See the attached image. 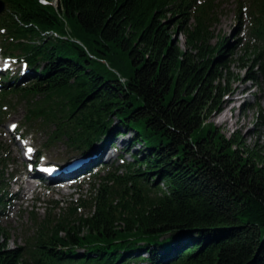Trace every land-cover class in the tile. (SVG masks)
Segmentation results:
<instances>
[{
	"label": "trees",
	"instance_id": "obj_1",
	"mask_svg": "<svg viewBox=\"0 0 264 264\" xmlns=\"http://www.w3.org/2000/svg\"><path fill=\"white\" fill-rule=\"evenodd\" d=\"M3 1L0 49L18 52L29 83L0 76V118L18 94L49 141L84 153L120 133L115 119L139 147L88 195L33 215L22 247L2 241L0 264H264V149L209 122L229 79L214 0ZM242 6L234 31L244 12L264 46V0ZM256 122L264 130V108Z\"/></svg>",
	"mask_w": 264,
	"mask_h": 264
},
{
	"label": "rangeland",
	"instance_id": "obj_2",
	"mask_svg": "<svg viewBox=\"0 0 264 264\" xmlns=\"http://www.w3.org/2000/svg\"><path fill=\"white\" fill-rule=\"evenodd\" d=\"M246 1L214 0L216 21L209 29L212 36L211 41L216 43L223 37L227 39L229 48L223 54L229 79L221 81V86H227L228 90L220 99V110L211 114L209 122L215 124L217 129L226 136L235 132L245 144L252 146L256 143L264 149V130L256 122L260 108H264V46L249 36L248 17L244 12L241 14L240 28L234 31L237 24V9ZM177 40L180 44L184 42L183 36L178 35V33ZM260 53L262 57H260ZM15 55L19 56L18 52H15ZM24 68L23 63L14 62L12 59L0 61V73H8L13 77L20 72L24 71L25 73ZM249 71L255 75V80L246 79ZM28 83V78L25 77L19 81L18 85L20 87ZM1 89L0 85V91ZM8 98L10 105L5 106V115L0 118V154L2 159L7 161L3 169L8 181L5 205L0 209V229L4 231L0 243L3 241V244L7 245L8 248H15L22 247L25 239L31 234L32 216H42L45 207L50 209V201H70L77 198L78 195H88L94 179L105 175L108 170L113 172L116 170L120 174L122 159L125 162L131 161L130 151H135L139 146H132V142L129 143L132 135L130 129L121 127L113 119L112 128H117L122 136L116 138L115 134H111L113 144L105 142L99 146V141L93 143L94 147L100 149L99 154L104 157L101 161L97 162L92 159L89 163H82L81 168L70 182L58 183L59 180L50 182L44 177L34 178L32 179L35 185L34 189L29 187L32 191L25 190L18 182V178L29 169L36 172L33 166L34 160L37 163L45 164L48 168H55L56 162L67 157L70 159L63 162L66 163V161L73 159L84 161L89 155L75 156L81 151L72 150L70 147L68 148L66 142L55 140V138L49 141L50 128H44L33 123L29 124L25 121V98L18 94H11ZM123 132L125 133L123 134ZM121 142H123V147ZM128 144L130 149L126 152L124 146ZM17 145L24 147L19 155ZM111 145L113 147L121 145V148L113 151ZM94 147L90 151L91 154L95 153ZM105 150L107 153H103ZM32 153L33 160H29ZM107 155H109V160L105 159ZM86 169L89 171L87 172ZM27 179L30 177L25 178L23 182L25 183ZM67 185L69 186L66 187ZM17 191L23 192V198L9 197L11 193L15 194ZM31 192H33L32 195ZM32 196L36 199H31Z\"/></svg>",
	"mask_w": 264,
	"mask_h": 264
},
{
	"label": "bare ground",
	"instance_id": "obj_3",
	"mask_svg": "<svg viewBox=\"0 0 264 264\" xmlns=\"http://www.w3.org/2000/svg\"><path fill=\"white\" fill-rule=\"evenodd\" d=\"M232 108V107H231ZM123 140V139H122ZM125 142V141H124ZM101 145L103 143H100ZM108 144H111L108 142ZM100 146V145H99ZM24 149V147L22 145H17V151H18V155L20 154V151H22ZM15 151V150H14ZM94 151L96 152V155L98 157L103 158L102 154L99 155V151L100 149L98 147H94ZM106 151V152H105ZM103 153H107V150H105ZM17 156V155H16ZM109 155L105 156L106 160L108 159ZM95 159V158H92ZM97 161H101L99 158L97 159ZM64 168H62V170L65 171L64 174H68V175H73L75 177L76 173L79 171V169L81 168L80 163L76 160H69L67 161L66 165H63ZM35 174V172L32 169L27 170L26 172H23L22 175L18 178V182L20 183V185H22L25 190L27 189L28 191H31L30 189H34V183L32 182V177L31 175ZM30 177V179H27L25 181V183L23 182L25 178ZM30 180V181H29ZM32 185V186H31ZM30 187V189H29ZM32 187V188H31ZM20 192V193H19ZM11 193V192H10ZM12 197H18V198H23V192L21 191H17L15 194L11 193Z\"/></svg>",
	"mask_w": 264,
	"mask_h": 264
},
{
	"label": "water",
	"instance_id": "obj_4",
	"mask_svg": "<svg viewBox=\"0 0 264 264\" xmlns=\"http://www.w3.org/2000/svg\"><path fill=\"white\" fill-rule=\"evenodd\" d=\"M5 4L2 0H0V13L4 10Z\"/></svg>",
	"mask_w": 264,
	"mask_h": 264
}]
</instances>
